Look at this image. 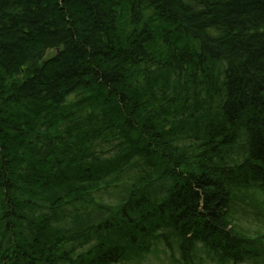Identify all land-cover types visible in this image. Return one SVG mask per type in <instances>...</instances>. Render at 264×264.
I'll use <instances>...</instances> for the list:
<instances>
[{"label":"trees","instance_id":"trees-1","mask_svg":"<svg viewBox=\"0 0 264 264\" xmlns=\"http://www.w3.org/2000/svg\"><path fill=\"white\" fill-rule=\"evenodd\" d=\"M159 245L264 264V0H0V264Z\"/></svg>","mask_w":264,"mask_h":264},{"label":"rangeland","instance_id":"rangeland-1","mask_svg":"<svg viewBox=\"0 0 264 264\" xmlns=\"http://www.w3.org/2000/svg\"><path fill=\"white\" fill-rule=\"evenodd\" d=\"M52 54V52L50 53ZM109 201V200H108ZM247 226V223H246ZM152 252L147 254L144 258H142L140 261H131V264H172L171 261H168V258L166 257L162 245H159L157 248H154ZM202 261L201 264H224L221 262H211L206 258L205 253H201ZM129 264V263H128ZM245 264H254V261L251 259H247L245 261Z\"/></svg>","mask_w":264,"mask_h":264},{"label":"bare ground","instance_id":"bare-ground-1","mask_svg":"<svg viewBox=\"0 0 264 264\" xmlns=\"http://www.w3.org/2000/svg\"><path fill=\"white\" fill-rule=\"evenodd\" d=\"M217 206V205H216Z\"/></svg>","mask_w":264,"mask_h":264}]
</instances>
